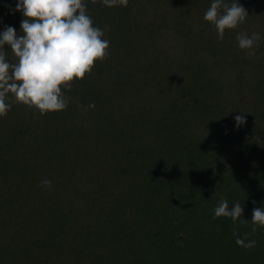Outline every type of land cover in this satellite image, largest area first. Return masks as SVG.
Segmentation results:
<instances>
[{
	"label": "trees",
	"instance_id": "trees-1",
	"mask_svg": "<svg viewBox=\"0 0 264 264\" xmlns=\"http://www.w3.org/2000/svg\"><path fill=\"white\" fill-rule=\"evenodd\" d=\"M212 2L84 0L110 29L107 57L62 86L66 109L13 102L0 116V264H264V227L251 231L264 207V0H239L249 17L223 40L204 20ZM17 3L0 0V33L21 32ZM240 33L261 36L255 55ZM221 198L247 223L214 219Z\"/></svg>",
	"mask_w": 264,
	"mask_h": 264
},
{
	"label": "clouds",
	"instance_id": "clouds-1",
	"mask_svg": "<svg viewBox=\"0 0 264 264\" xmlns=\"http://www.w3.org/2000/svg\"><path fill=\"white\" fill-rule=\"evenodd\" d=\"M127 3L128 0H103L107 7L127 6ZM15 11L23 15L21 32L18 34L14 27L5 26L0 33V116L7 114L13 102L41 114L60 112L69 103L62 86L70 91L73 81H82L109 54L110 42L103 37L110 29L94 26L84 0H18ZM248 17L239 0L231 3L213 0L204 14V20L215 26L220 40L226 29H236ZM236 39L240 49L255 55L261 36L240 33ZM6 45L13 54L12 60L8 59ZM94 107V103L88 105V108ZM235 121L237 128L246 124L245 116L237 115ZM51 183L50 180L41 182L47 188ZM213 212L214 219L228 217L233 223L248 221L243 218L244 207L239 201L230 208L228 201L221 198ZM251 225L253 234L257 226L264 227V207L253 209ZM236 243L255 247V241L245 243L238 235Z\"/></svg>",
	"mask_w": 264,
	"mask_h": 264
}]
</instances>
